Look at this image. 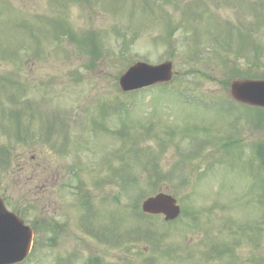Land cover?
Returning <instances> with one entry per match:
<instances>
[{
    "label": "rangeland",
    "instance_id": "374dc122",
    "mask_svg": "<svg viewBox=\"0 0 264 264\" xmlns=\"http://www.w3.org/2000/svg\"><path fill=\"white\" fill-rule=\"evenodd\" d=\"M138 61L175 73L121 91ZM253 75L264 0H0V197L35 231L22 264H264V111L226 103ZM154 192L175 222L143 216Z\"/></svg>",
    "mask_w": 264,
    "mask_h": 264
},
{
    "label": "water",
    "instance_id": "95a60500",
    "mask_svg": "<svg viewBox=\"0 0 264 264\" xmlns=\"http://www.w3.org/2000/svg\"><path fill=\"white\" fill-rule=\"evenodd\" d=\"M171 64L150 66L136 63L119 79L123 90L147 86L170 79ZM233 96L252 105L264 107V81H234L231 85ZM144 212L162 213L166 219L176 216L178 207L170 196L158 194L142 204ZM32 231L14 214L6 211L0 200V264H13L23 260L30 248Z\"/></svg>",
    "mask_w": 264,
    "mask_h": 264
}]
</instances>
